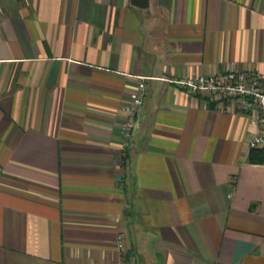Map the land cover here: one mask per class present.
Listing matches in <instances>:
<instances>
[{"label": "crops", "instance_id": "0c3cea01", "mask_svg": "<svg viewBox=\"0 0 264 264\" xmlns=\"http://www.w3.org/2000/svg\"><path fill=\"white\" fill-rule=\"evenodd\" d=\"M230 70L264 0H0V264H264L257 128L172 83Z\"/></svg>", "mask_w": 264, "mask_h": 264}, {"label": "built area", "instance_id": "2783aa9c", "mask_svg": "<svg viewBox=\"0 0 264 264\" xmlns=\"http://www.w3.org/2000/svg\"><path fill=\"white\" fill-rule=\"evenodd\" d=\"M172 83L189 94L204 96L219 106L226 103L228 108L245 113L250 124L257 128V134L247 142L248 148L264 147V72L258 74L230 70L213 76H193ZM143 89V82H140L137 92L125 106L127 117L123 134L126 141L135 130V117L142 105ZM117 247L123 250L122 236L118 237ZM120 264L132 262L123 259Z\"/></svg>", "mask_w": 264, "mask_h": 264}, {"label": "trees", "instance_id": "16d2710c", "mask_svg": "<svg viewBox=\"0 0 264 264\" xmlns=\"http://www.w3.org/2000/svg\"><path fill=\"white\" fill-rule=\"evenodd\" d=\"M247 163L250 165L264 166V147L250 149L247 155Z\"/></svg>", "mask_w": 264, "mask_h": 264}, {"label": "water", "instance_id": "95a60500", "mask_svg": "<svg viewBox=\"0 0 264 264\" xmlns=\"http://www.w3.org/2000/svg\"><path fill=\"white\" fill-rule=\"evenodd\" d=\"M131 3L140 9H144L148 6V0H131Z\"/></svg>", "mask_w": 264, "mask_h": 264}]
</instances>
